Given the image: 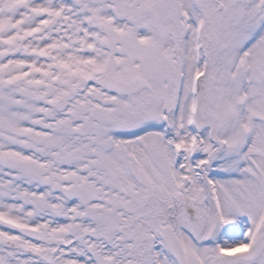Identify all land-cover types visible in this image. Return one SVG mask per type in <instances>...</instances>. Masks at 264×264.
<instances>
[{
  "label": "snow or ice",
  "instance_id": "6c2138e0",
  "mask_svg": "<svg viewBox=\"0 0 264 264\" xmlns=\"http://www.w3.org/2000/svg\"><path fill=\"white\" fill-rule=\"evenodd\" d=\"M0 264H264V0H0Z\"/></svg>",
  "mask_w": 264,
  "mask_h": 264
}]
</instances>
